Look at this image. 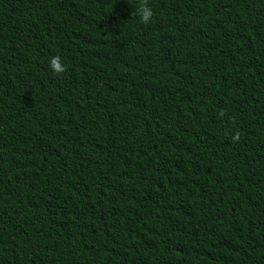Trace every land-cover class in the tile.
I'll list each match as a JSON object with an SVG mask.
<instances>
[{
  "label": "trees",
  "instance_id": "trees-1",
  "mask_svg": "<svg viewBox=\"0 0 264 264\" xmlns=\"http://www.w3.org/2000/svg\"><path fill=\"white\" fill-rule=\"evenodd\" d=\"M136 2L0 0V264H264V0Z\"/></svg>",
  "mask_w": 264,
  "mask_h": 264
},
{
  "label": "clouds",
  "instance_id": "clouds-1",
  "mask_svg": "<svg viewBox=\"0 0 264 264\" xmlns=\"http://www.w3.org/2000/svg\"><path fill=\"white\" fill-rule=\"evenodd\" d=\"M134 13L138 16L141 23H151L154 17L152 7L148 4L147 0H138L134 5ZM48 67L54 74L61 73L65 70L63 59L59 55H53L48 58ZM233 140H237L238 135H233Z\"/></svg>",
  "mask_w": 264,
  "mask_h": 264
}]
</instances>
